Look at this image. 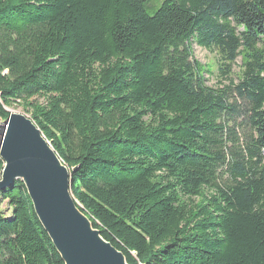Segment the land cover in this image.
<instances>
[{
	"label": "trees",
	"instance_id": "1",
	"mask_svg": "<svg viewBox=\"0 0 264 264\" xmlns=\"http://www.w3.org/2000/svg\"><path fill=\"white\" fill-rule=\"evenodd\" d=\"M14 106L127 264H264V0H0V128ZM2 202L0 264H64L20 179Z\"/></svg>",
	"mask_w": 264,
	"mask_h": 264
},
{
	"label": "water",
	"instance_id": "2",
	"mask_svg": "<svg viewBox=\"0 0 264 264\" xmlns=\"http://www.w3.org/2000/svg\"><path fill=\"white\" fill-rule=\"evenodd\" d=\"M0 128L4 167L0 190L20 179L39 222L64 264H127L77 208L70 192V174L39 128L12 111Z\"/></svg>",
	"mask_w": 264,
	"mask_h": 264
},
{
	"label": "rangeland",
	"instance_id": "3",
	"mask_svg": "<svg viewBox=\"0 0 264 264\" xmlns=\"http://www.w3.org/2000/svg\"><path fill=\"white\" fill-rule=\"evenodd\" d=\"M157 0H154V3ZM154 5V4H152ZM149 13H151L150 10H148ZM192 54L194 57V60H197L200 63V66L202 67L203 76L205 78V83L208 86H217V85H224L228 83L227 79H224L222 77V74L219 73L218 70V56L216 52L210 51L207 49H204L202 47L197 46L196 44H192ZM231 71L229 72V77L231 80H233V83H238V80L241 75L242 70V58L238 57L236 62L230 67ZM224 75V74H223ZM42 101L41 99L39 100ZM12 111H16L18 113H22L25 116H29L28 113H25L21 107L14 106L9 108ZM246 131V126L243 125L242 127L238 128L237 132L240 137V139L243 136V132ZM0 208L2 210L6 209V202L0 203Z\"/></svg>",
	"mask_w": 264,
	"mask_h": 264
}]
</instances>
